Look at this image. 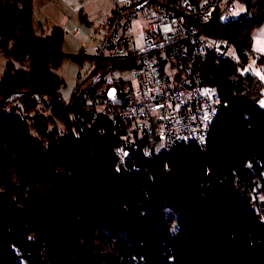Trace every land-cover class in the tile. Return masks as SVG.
Listing matches in <instances>:
<instances>
[{
	"label": "trees",
	"instance_id": "16d2710c",
	"mask_svg": "<svg viewBox=\"0 0 264 264\" xmlns=\"http://www.w3.org/2000/svg\"><path fill=\"white\" fill-rule=\"evenodd\" d=\"M232 2L235 18L201 26L219 50L203 68L221 99L209 135L165 149L92 119L79 91L101 56L65 103L49 74L64 29L37 35L31 0H0V264H264V0Z\"/></svg>",
	"mask_w": 264,
	"mask_h": 264
},
{
	"label": "built area",
	"instance_id": "2783aa9c",
	"mask_svg": "<svg viewBox=\"0 0 264 264\" xmlns=\"http://www.w3.org/2000/svg\"><path fill=\"white\" fill-rule=\"evenodd\" d=\"M113 1V15L96 30L102 33L96 48V56L103 57L101 70L79 91L92 119H109L112 128L117 122L134 123L143 134L153 132L165 149L205 141L221 99L204 79V65L219 50L201 26L227 20L230 5L221 7V0ZM132 20L145 24L141 45L132 36ZM64 33L76 39L77 33Z\"/></svg>",
	"mask_w": 264,
	"mask_h": 264
},
{
	"label": "rangeland",
	"instance_id": "374dc122",
	"mask_svg": "<svg viewBox=\"0 0 264 264\" xmlns=\"http://www.w3.org/2000/svg\"><path fill=\"white\" fill-rule=\"evenodd\" d=\"M228 1L221 0V7L226 6ZM62 4L54 3V5H51L46 0L41 2V5L50 8L52 12L50 14L52 15L51 20L56 23L55 27H61L64 31L68 29L75 34L77 33L75 40H70L66 35L64 36L61 51L65 57L62 58L60 67L56 70H51L49 73L51 76L61 78L59 94L66 103L69 101L76 82L86 78L92 71L96 48L102 38V33L98 34L96 30L101 28L107 17L114 11L115 5L113 0H64ZM232 6L233 10L229 11L228 14L231 18H235L240 9L236 2H232ZM34 19V26H36V20L41 19V16H35ZM144 26L145 24L142 21L132 20V36L136 45H141L142 28ZM252 42L253 50L261 49L260 46H262L263 42L260 44L259 38L254 34L252 35ZM80 51L84 53V58L80 62L67 57L78 54ZM5 63L6 59L0 51V77L5 71ZM249 66H252L251 62H249ZM16 68L19 69L18 66ZM249 71L250 69L246 68L243 73ZM241 87L244 86L242 85ZM262 104H264V98Z\"/></svg>",
	"mask_w": 264,
	"mask_h": 264
},
{
	"label": "crops",
	"instance_id": "0c3cea01",
	"mask_svg": "<svg viewBox=\"0 0 264 264\" xmlns=\"http://www.w3.org/2000/svg\"><path fill=\"white\" fill-rule=\"evenodd\" d=\"M44 1L45 0H31L32 14H33L32 24H33V28H34L35 33L37 35H40V36H47L56 25V23L51 20L52 15H50V14L52 12H51L50 8H47L46 6L44 7L43 6L44 4L41 5V2H44ZM47 1L51 5H54V3L63 5L62 2H64V0H46V2ZM35 16H37V17L41 16V19L36 20V26H34ZM253 34L259 38L260 44L263 42L262 46H260L261 49L259 50V48H257L254 51L256 53L264 55V22L260 27L255 29Z\"/></svg>",
	"mask_w": 264,
	"mask_h": 264
},
{
	"label": "water",
	"instance_id": "95a60500",
	"mask_svg": "<svg viewBox=\"0 0 264 264\" xmlns=\"http://www.w3.org/2000/svg\"><path fill=\"white\" fill-rule=\"evenodd\" d=\"M113 94H114V91L111 90V91L109 92V96H110V97H113Z\"/></svg>",
	"mask_w": 264,
	"mask_h": 264
}]
</instances>
